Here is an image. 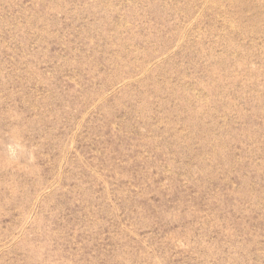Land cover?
Segmentation results:
<instances>
[{
	"label": "rangeland",
	"instance_id": "1",
	"mask_svg": "<svg viewBox=\"0 0 264 264\" xmlns=\"http://www.w3.org/2000/svg\"><path fill=\"white\" fill-rule=\"evenodd\" d=\"M0 264H264V0H0Z\"/></svg>",
	"mask_w": 264,
	"mask_h": 264
}]
</instances>
